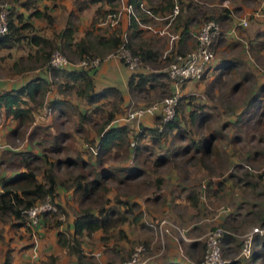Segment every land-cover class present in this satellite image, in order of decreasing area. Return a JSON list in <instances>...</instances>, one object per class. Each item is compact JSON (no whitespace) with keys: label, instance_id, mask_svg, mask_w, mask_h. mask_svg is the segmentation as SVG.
I'll return each mask as SVG.
<instances>
[{"label":"rangeland","instance_id":"374dc122","mask_svg":"<svg viewBox=\"0 0 264 264\" xmlns=\"http://www.w3.org/2000/svg\"><path fill=\"white\" fill-rule=\"evenodd\" d=\"M23 1L26 0H0V5L3 4L15 14L22 13L24 20L31 21L32 31L23 33L44 34L51 38H55L56 33L60 32L68 22L67 20H71L75 26L77 38L86 35L87 32L92 35L104 34L108 30L111 32L113 27L106 26V23H110L109 20L101 26L99 22L102 18H106L109 11H119L120 7H114L122 2V0L116 2L114 0V3L110 4L107 3L108 0L92 1L85 7L86 9L80 11L77 6L80 0H37L38 6L54 18L53 24L49 25L43 19L28 17V12L30 13L32 9L28 11L22 7L21 2ZM176 3L179 6L176 16H180L182 12L183 17L194 14L189 27L191 34L185 41L186 44L182 46V48L185 47L184 50L179 51L180 29L176 27L178 25L176 18L166 27L165 32V23L161 20L154 21L151 18L148 27H151L152 31H140L139 37L152 42L159 52L157 62H147L145 65L139 63L135 69L131 70L116 57L109 56L122 63L131 73L161 72L162 75L153 81L154 87L145 86L135 94L128 92L129 94L123 98L120 105L113 106L110 102L98 103L96 106L100 107V110L91 114L92 121L85 123L81 132L75 129L78 126V112H72L70 107L68 114L59 115L57 109H54L50 116L43 112L42 107L45 100L61 97L73 103L75 110H82L86 113H90L92 107L95 106L85 104L73 92H59V79H51L50 90L42 105L34 111L31 124H26L16 130L14 120L0 114V183L2 185V179L11 180L15 174L26 169L14 155L15 152L30 151L36 155L44 154L43 158L49 157L54 160L67 157L76 158L78 155L86 160L96 158L94 145H89L90 141L85 140L88 138L95 142L98 136L96 127L104 123L109 111H115V119L110 121V125H127L130 130L128 141L122 146L115 145L111 156L104 157V165L116 170V178L107 181L110 188L107 192L109 205L123 212L125 218L116 229H111L108 234L98 230L92 235L81 238L80 246L84 247L88 253H92L86 255L87 259L92 260L93 264H128L134 247L141 245L144 249L137 253L133 264L165 263L169 259V248L172 247H176L179 254L181 248L187 258L191 257L197 262L204 255L207 233L215 226L223 227V222L234 223L233 217L240 216L241 224L233 230L228 228L235 241L229 244V247L222 245V255L226 260L234 261L236 264H264V253L261 255L264 251L261 247V244H264V237L261 240H255L251 258L242 259L239 255L241 235L259 225L264 219V50H258L259 41L264 40V0L225 2L232 8L234 7V21L239 17L248 19L250 14L258 10L263 13L257 20L256 18L249 19L250 24L248 23L246 28L238 27V37L230 38L223 34L221 40L214 43L215 63L222 57L235 58L239 63L233 67L224 65L216 68V71L214 69L198 81L182 84L177 109L182 133L166 130L165 135L156 141H151V137L147 136L139 142V145L148 146V148L141 149L140 155L132 156L133 152L129 143L132 140L135 141L133 133L138 131L141 125L146 126L150 123L154 126L158 117L154 114H147L142 118L126 119L127 114L134 108L146 107L172 93L171 79L165 72L168 65L172 62L175 53L187 52L195 48L199 26L209 19H206L201 12H212L214 8H218L216 4L221 3V0H176ZM236 5H241L243 9L236 11ZM199 10L201 12L198 14ZM120 15L122 14L120 13L119 17ZM232 23L231 20L220 22L224 31ZM119 29L121 30V27ZM249 40L254 43H250ZM29 50L33 48H29L25 38L16 41L12 48L0 47L2 88L23 83L41 72L47 76L45 66L36 64L33 57L27 56ZM70 57L67 58L72 62L79 61L76 57ZM199 105L202 106L203 111L210 114L208 122L201 125L191 123L188 119V112L191 109H199ZM60 123H62L60 126H55ZM62 129L69 133V139L64 140L63 137L58 139L62 146L60 150L52 152L50 147L54 140L52 133L62 131ZM209 134L217 136L212 140L213 150L211 156L206 158L207 164L190 158L194 149H190L188 154L181 156L174 154L176 147L189 143L191 137L206 139ZM90 146L93 147L90 148ZM125 150V155L129 151L128 156H123ZM194 155L198 157L200 154ZM159 156L166 157V162L156 164L155 160ZM213 163L216 164L215 167ZM44 164L46 163L39 158L32 162L33 166L41 168ZM66 165L62 163L60 168L57 166L54 169L56 174L60 177H73L79 173L77 172L79 166ZM124 165L133 166L134 171L139 170L141 174H134L137 176L125 179L123 172L117 171ZM202 165L207 167L213 165V168L204 170ZM98 168L99 165L95 169L98 170ZM37 177L43 181L40 169L37 170ZM90 177L92 176L87 178ZM203 181H207V184L204 185V192L200 194L197 205L194 204L195 207H192L188 205L189 202L186 204L188 195H190L188 193L198 194ZM54 200L59 204L58 212L42 215L40 222L34 228L25 227L24 223L12 226L11 221L13 220L0 221V247H18L19 241L22 239L28 241L27 239L33 233L37 234L38 228L45 230L42 237L48 239L50 237L48 231L53 236L52 240L57 237L55 246L51 240L48 245V241L46 242V247H62L58 243L57 235L61 230L71 229L70 223L79 209V196L74 193L73 189H63L59 193L56 192ZM187 212L188 218H186ZM162 217H167L186 230L185 237L179 236L178 244L175 241L170 243L168 240H172L171 237H165V244L162 247L160 240L148 227L149 219ZM186 222L191 223L186 224ZM118 228L123 229L124 237L118 234ZM190 241L199 243L195 255L189 249L190 253H186L185 247ZM254 253L257 256H254ZM64 264H68V261Z\"/></svg>","mask_w":264,"mask_h":264},{"label":"trees","instance_id":"16d2710c","mask_svg":"<svg viewBox=\"0 0 264 264\" xmlns=\"http://www.w3.org/2000/svg\"><path fill=\"white\" fill-rule=\"evenodd\" d=\"M92 1L95 2L97 0H80L79 4H76L78 10L81 11ZM116 1L117 0H115V2ZM175 1L176 0H146L154 11H165L164 13L171 11ZM108 2L112 4L114 0H108ZM130 2L138 6L141 0H130ZM21 5L28 11L32 9L30 13L28 12V17H37L48 22L49 25L53 24V16L40 8L37 0H26L21 2ZM201 13L206 19H215L216 21L223 22L228 16V9L221 8L218 12ZM176 19L178 20V25H176V27L180 29V51L183 41L187 40L190 35L189 27L191 18L187 17L184 19L181 13ZM7 21V32L0 34V47L12 48L16 44V41L25 38L29 44V48H33V50L27 52V56L30 58L33 57L34 62L40 64V66L47 65L51 52L57 48L68 58L70 56V58L76 57L78 59L84 57H98L103 61L108 55L115 53L121 45H124L134 55L140 58L143 65L147 62L155 63L159 58V52L153 48V45L147 40L139 37V32L142 31V28L138 26L133 18H130V27L132 31L130 34L128 33V35H126L127 38L120 34L121 30L119 28L117 30L114 29L108 37L101 35H84L83 37L77 38L75 36L76 29L71 23V20H67L68 22L63 26L60 32L58 31L56 33L55 38H51L44 34L23 33L24 31H32L33 25L31 21L24 20L22 13L15 14L14 12H10L9 9ZM220 38L221 36L218 38L219 41L221 40ZM259 42L258 50L264 49V40ZM224 65L230 67L232 64L231 62L222 61L218 63L217 67L221 68ZM95 70L96 69H56L47 67V76H45V74L36 75L19 87L0 90V108L3 111V115L14 120L16 130L24 127L26 124H31L34 118V111L38 106L42 105L46 94L50 90L52 80L59 79V92H73L77 98L85 104L90 106L95 105L88 114L82 110H75V106L72 105L73 103H70L65 97L53 98L47 101L53 109L58 110L59 115L68 114L69 107L72 112H78V126H76L75 129L81 132L84 128L83 125L92 121L91 114H95L97 110H100V107L96 106L98 103L103 104L105 102H110L111 105L116 106L123 102L122 93L117 87L107 86L100 89L95 88L92 77ZM161 75L162 73L157 71L132 72L127 80L128 92L130 94H135V92H140L141 88L144 89L145 86L154 87V79L159 78ZM178 115L179 112L176 113V116L172 120L164 122L161 130H158L156 126L159 121H161L159 115H157L158 121L154 126H139V130L133 133L136 144L135 148L132 149V156H138L141 153V149L148 148V146L139 145V142L147 136L151 137V141H156L161 136L165 135L166 130L181 134L183 129ZM209 118L210 114L203 111L201 105H199V109H191L188 112V119L191 123L201 125L208 122ZM114 119L115 111H109L104 119V123L96 127L98 128L96 141L93 142V140H89L88 138L85 140L90 141L89 145H94L96 149L94 153L96 158L93 157L91 160H86L80 155L76 158L67 157L61 160H54L49 157L43 158L45 157L44 154V156L36 155L30 151L15 152L14 155L17 156L20 164L25 166L26 169L15 174L11 180L2 179V190L0 191V221L6 222L13 220L11 221L12 226L24 223L23 211L34 202L44 198L46 195L54 199L58 189H73L74 193L79 196V209L73 217L71 231L61 230L58 232V243L62 247H65L68 253L76 256L77 264H93L92 260L87 259L83 247L80 246L81 238L83 236L92 235L93 232L98 230H101L104 234H108L111 229H116L118 224L123 222L125 218L123 212L109 205V199L107 197V192L110 190L107 181L116 178V170H113V167L111 168L104 165V157L111 156V152L115 145L122 146L126 144L130 131L125 124L110 125V121ZM61 124L62 123L55 124V126H60ZM57 133L61 134L58 136L56 135ZM52 134L54 140L50 147L52 148V152H56L60 150L62 146L58 139L62 137L65 138L64 140L69 139V133L62 129V131L58 132L53 131ZM216 136L215 134H209L206 139L202 137H198L197 139L191 137L189 143L176 147L177 149L173 152L175 155L181 156L183 154H188L190 149H194L190 158L192 160H201L202 163L207 164L206 158L210 157L212 154V140ZM92 147L93 146H90V148ZM197 153L200 154L198 157L194 155ZM125 154L126 150L123 156H128L129 151L127 155ZM37 158L46 163L44 167L41 168L32 165L33 160ZM166 160V157L159 156L155 160V163H164ZM62 163L67 164L66 166H79L77 171L79 173L73 175V177H60L56 174L54 169L57 166L60 168ZM97 165H99L98 170L95 169ZM38 169H40L43 181L39 180L37 177ZM86 169L89 171L86 172ZM134 169L133 166L124 165L118 168L117 171H122L124 178L130 179V177L134 178L139 175V173L141 174V171H134ZM90 175L92 177L87 178ZM157 180H159V178ZM195 197L196 195H193V198H191L194 204L196 203ZM263 222L264 219L261 223ZM222 225L226 229L229 228L233 230L234 228L231 223L223 222ZM117 232L121 237H124L123 229L118 228ZM234 241L233 234L228 233L225 234L221 240L222 245L230 244ZM198 245L199 243L195 242V248H197V250ZM261 246H263L262 249L264 250V244ZM263 253L264 251L261 255H263ZM254 256H257V254L254 253ZM10 258V252L7 250L3 262L0 264H11ZM56 258L57 257L53 255H49L48 260L45 261L44 264H54ZM168 264H175V262ZM229 264L236 263H234V261H229Z\"/></svg>","mask_w":264,"mask_h":264},{"label":"built area","instance_id":"2783aa9c","mask_svg":"<svg viewBox=\"0 0 264 264\" xmlns=\"http://www.w3.org/2000/svg\"><path fill=\"white\" fill-rule=\"evenodd\" d=\"M123 11L127 12L129 18H133L140 28H148V18L157 19V13L148 6L145 2H139L138 6L133 3H122ZM179 12V6L176 1L174 2L171 11L164 16L168 20L167 26H169L172 20ZM118 11L113 15V23H117L119 20ZM147 19V20H144ZM8 7L3 4L0 5V34L7 32L8 30ZM248 19L246 17H239L236 26L246 27L248 25ZM166 26V27H167ZM225 33L219 21L215 19H207L200 26L196 34V46L194 49L184 53H175L172 62L167 67L166 74L171 79L172 93L159 101H155L146 107H137L129 111L126 119L130 118H142L144 115H159L160 120L156 125L158 130L162 129L163 123L172 120L176 116V112L180 100V89L182 84L186 82L198 81L202 79L208 72L211 62L215 57L214 43L220 36ZM108 56H114L120 60L129 69H135L139 63L140 58L134 55L127 47L121 45L120 48L113 54ZM102 61L98 57H84L77 62L70 61L62 51L57 48L54 49L48 59L47 67L56 69H97ZM43 112L50 116L53 113V108L48 104L47 100L43 103ZM139 130V127H138ZM137 132V131H136ZM135 132V133H136ZM131 149L135 148V141H130ZM1 191V183H0ZM58 212L57 202L46 195L44 198L34 202L23 211L25 218L24 225L29 228H34L40 222V217L45 214H53ZM148 227L153 231L155 236L160 240V244L163 247L165 237H171L177 243L179 236L185 237L186 230L175 222L171 221L167 217L149 219ZM232 234V232L225 227L215 226L207 233L205 252L203 257L195 262L189 260L180 248V255L183 257L182 261H177L175 264H227L222 255V237L225 234ZM264 237V222L254 226L247 232L241 235L240 251L239 255L243 258H250L253 253V246L256 239ZM180 247V246H178ZM144 249L141 245L134 247L131 259L128 264H133L136 255L139 251Z\"/></svg>","mask_w":264,"mask_h":264},{"label":"crops","instance_id":"0c3cea01","mask_svg":"<svg viewBox=\"0 0 264 264\" xmlns=\"http://www.w3.org/2000/svg\"><path fill=\"white\" fill-rule=\"evenodd\" d=\"M123 1L130 3V0H122V2ZM141 1H145L146 2V0H141ZM227 1H229V0H221V3L216 4V6L218 8H214V10H212V11L218 12L221 8H227L228 9V16L223 22H228L229 20H231V21H233V23L229 25L227 30H225L224 34L226 36H229L230 38H235V37H238L237 29L240 26H236L235 25L237 20H238V18H236V21H234V18H235V16H233L235 14L234 13V7L232 8V6H229L228 4H226L225 2H227ZM122 2L119 5H117L116 7H114V8H119L120 7L119 11L122 14V15H120L121 19L119 17L120 20H118L117 23L114 24L113 23V15L115 13H117L118 11L117 10L109 11L107 16H106V18H102L101 19V21L99 22V25L100 26L104 25L105 22H107L109 20L110 23L109 24L106 23V26L113 27V30L115 29V27H117V29L121 27V33L120 34H122L123 36H126V34H128V33L130 34V32L132 31L131 30L132 28L130 27V21H129V17H128L127 12L122 10V5H121ZM107 3H109V2L107 1ZM148 6H150V5H148ZM197 8H196V10H197ZM240 9L241 10L243 9V7L241 5H236L235 6V10L236 11H238ZM155 12L157 13L158 18L157 19H153V20L157 21V22H159L161 20L163 23H165V27H164V32H165L166 26H167V23H168V20L166 18H164V15H163V14H165L164 13L165 11H159L158 10V11H155ZM200 12H201V10H199L198 14ZM207 13H209V11H207ZM193 15H189V17L192 18V20H193ZM261 15H263L262 11H260V10L255 11L252 14L249 15L248 20L251 19V18L252 19L256 18L255 20H257V18L260 17ZM182 17H183V12H182ZM187 17H188V15L183 17V18L185 19ZM149 20H150V18H148V22H149ZM248 23L250 24V21H248ZM246 27H240V28H246ZM146 30L152 31V28L148 27V28H143L142 29L143 32H146ZM109 31L110 30H108L104 34H94V35H101V36L108 37L110 35V33L112 32V31L111 32H109ZM190 34H191V32H190ZM86 35H92V33L90 34V33L87 32ZM185 41H187V40L183 41L180 50H184L185 49V47L182 48V46H184V44H186ZM249 42L250 43H254L252 40H249ZM150 43L152 44V42H150ZM153 48H154V46H153ZM262 50H264V49H262ZM262 50H260V51H262ZM237 58H239V57H237ZM222 61L231 62L232 65H230V67L236 66V63H239L238 60H236L235 58H232V57H222V58H220L217 61V63H215L216 60H215V57H214V59L211 62V65H210V68H209L207 74L213 72L214 69L216 71V68L218 69V67H217L218 63H221ZM41 74H43V73L41 72ZM130 74H131V72L122 63H120L116 59H113V58H110L109 56H107L100 63L99 67L94 71L92 77H93V82H94V86H95L96 89H100V88L107 87V86H114V87H117L121 91L123 98H126L127 94H129L128 93L127 80H128V77H129ZM38 75H40V74H38ZM34 76H36V75H34ZM34 76H32V77H34ZM29 79H27V80H29ZM26 81H24L23 83H20V84H13L12 86H8V87H5V88L1 87L2 83L0 81V90L12 89V88L19 87L20 85L24 84ZM3 85H5V84L3 83ZM0 114H3V111H2L1 108H0ZM146 126L151 127L152 124L148 123V124H146ZM213 165H214V167L216 166L215 163H213ZM213 165H208V167L206 165H202V168L204 170L207 169V168H213ZM207 181L206 182L203 181L202 185L200 186L202 188H201V190L199 189L198 194L188 193L190 195H188V198L186 200V204L189 202L188 205H191L192 207H195L194 206V202H191L192 201L191 198H193V195H196V197H195L196 203L195 204L197 205V203L199 202L200 197H201L200 194L202 192H204V185L207 184ZM186 187L187 186H185V188ZM60 191H63V190L62 189H58L57 193H59ZM184 202H185V198H184ZM188 212H187L186 218H188ZM191 214L192 213L190 212V216H191ZM179 218L181 220V216H179ZM183 218L184 217H182V219ZM186 218H184V219H186ZM233 218L235 219V222L231 223V224H232V226L235 229V227H238V225L241 224L242 219H241L240 216L236 217V218L233 217ZM72 221H73V218H72ZM72 221H71V223H72ZM188 223H191V222H186V224H188ZM69 230L71 231V229H69ZM44 231L45 230H42L41 228H38L36 230L37 234L33 233L32 236L27 239L28 241H26V239H22L21 241H19L20 245L18 247H0V263L3 262L6 251L9 250L10 255H11V258H10L11 259V264H44V262L48 260V256L49 255H53V256L57 257L55 259V263L54 264H64L67 261H68V264H77L76 256L74 254L68 253L65 247H46L51 242V240L53 239V236H51L50 232L48 231V235L50 237L48 239L45 238V237H42V235L45 233ZM56 240H57V237H54V240H52L54 246L56 244ZM168 241L170 243H172V241H174V240H168ZM21 242H23V243H21ZM46 242H47V245H46ZM169 242H168V246L170 247ZM261 245H263V243ZM224 247H229V244H224ZM261 247H263V246H261ZM175 248H173V247L171 249L169 248V252H170V254L168 256L169 259H167L165 261V263H161V264H168V263H171V262L182 261V256L178 253L177 248L176 249ZM188 249L191 250L193 252V254L195 255L196 251H197V248H195V242L193 243L192 241H190V243L186 245V247H185L186 253H190L188 251ZM83 251H84L85 255L92 254V253H88L84 249V247H83ZM189 260L194 261V259L191 258V257H190ZM227 264H229V262Z\"/></svg>","mask_w":264,"mask_h":264},{"label":"clouds","instance_id":"9594fccd","mask_svg":"<svg viewBox=\"0 0 264 264\" xmlns=\"http://www.w3.org/2000/svg\"><path fill=\"white\" fill-rule=\"evenodd\" d=\"M25 226V225H24ZM26 227V226H25Z\"/></svg>","mask_w":264,"mask_h":264}]
</instances>
